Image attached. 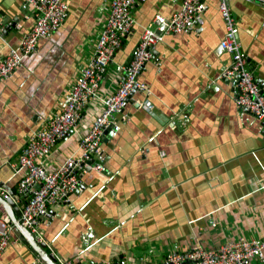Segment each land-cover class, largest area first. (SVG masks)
Wrapping results in <instances>:
<instances>
[{
  "label": "crops",
  "instance_id": "obj_1",
  "mask_svg": "<svg viewBox=\"0 0 264 264\" xmlns=\"http://www.w3.org/2000/svg\"><path fill=\"white\" fill-rule=\"evenodd\" d=\"M25 1L0 0L3 54L35 23ZM67 1L64 24L41 39L9 79L0 80V185L14 191L20 209L27 199L17 196L11 165L90 62L108 19L107 0ZM205 1L201 23L189 32L166 33L140 75L155 108L139 106L147 94L135 92L136 103L117 114L120 133L103 142L102 169L83 170L72 205L51 207L41 219L38 234L58 260L162 264L169 252L196 242L217 247L239 236L264 239V126L236 105L232 86L221 77L231 61L220 45L225 24L218 0ZM181 2L137 1L136 27L124 37L75 131L45 158L50 169L77 149L102 98L118 89L119 66L132 60L144 27L159 14L170 17ZM230 6L248 67L264 91V4L230 0ZM90 228L96 236L87 243L83 235ZM0 264L45 263L13 232Z\"/></svg>",
  "mask_w": 264,
  "mask_h": 264
},
{
  "label": "built area",
  "instance_id": "obj_2",
  "mask_svg": "<svg viewBox=\"0 0 264 264\" xmlns=\"http://www.w3.org/2000/svg\"><path fill=\"white\" fill-rule=\"evenodd\" d=\"M137 1L107 0L108 19L99 34L90 62L80 69L68 92L61 98L58 110L46 117L42 126L28 136L17 162L11 165L13 178L18 179L17 196L21 201L24 196H28L21 208L19 221L36 233L39 242H42L38 234L41 219L47 216L51 207L72 205L73 196L81 188V172L89 168L97 171L102 169L106 130L111 127V137L120 133L122 125L116 117L130 102L136 103L135 99L130 100L132 91L147 94L143 101L137 100L139 106L149 111L155 108L149 99V86L140 80V75L154 57L156 45L164 41L166 33L189 32L201 23L207 7L205 0H182L180 9L170 17L159 14L144 27L132 60L126 66H119L122 74L118 89L102 98V108L91 128L79 140L77 149L63 164L50 169L45 158L60 141L75 131L83 110L98 96L101 82L122 47L124 37L136 27L134 8ZM246 1L264 4V0ZM24 6L32 9L35 23L23 34L18 45L10 46L4 54L0 52V80L9 79L24 60L37 51L39 41L57 31L69 15L67 0H26ZM218 7L225 24L220 45L231 56L221 77L232 86L236 105L252 114L264 126V91L259 79L248 67V58L242 49L240 29L231 11L230 0H218ZM97 157L100 161L95 164ZM0 194L6 199L11 195L4 185H0ZM2 210L0 257L12 241L15 230L11 218ZM95 236L90 228L84 233L83 239L89 243ZM251 259H256V264H264V239L239 236L217 247L196 242L187 249L169 252L162 264H246ZM59 262L82 264L72 259H60ZM103 264L121 263L111 259Z\"/></svg>",
  "mask_w": 264,
  "mask_h": 264
},
{
  "label": "water",
  "instance_id": "obj_3",
  "mask_svg": "<svg viewBox=\"0 0 264 264\" xmlns=\"http://www.w3.org/2000/svg\"><path fill=\"white\" fill-rule=\"evenodd\" d=\"M15 27V23H12L11 25L7 26ZM260 84L261 81L259 80ZM135 94V91H132L130 94V100H134L133 95ZM111 127H109L106 130L107 137L105 140L109 139L111 137L110 133ZM11 195L9 198H4L3 195L0 194V207L4 209V211L9 215L11 218L12 223L15 226L14 232L21 238L23 242L26 244H29L32 248V251L39 255L40 259L45 264H60L58 258L47 251V244L45 242H39L36 238V233H33L26 227H24L21 222L19 221V216L21 215V209L18 205V203L14 200L15 193L11 189H9ZM24 199H28V196L26 195Z\"/></svg>",
  "mask_w": 264,
  "mask_h": 264
}]
</instances>
